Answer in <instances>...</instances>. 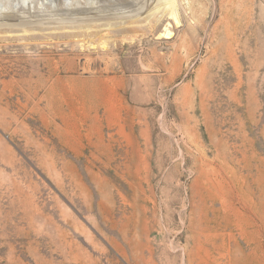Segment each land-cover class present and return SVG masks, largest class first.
I'll return each mask as SVG.
<instances>
[{
    "label": "rangeland",
    "instance_id": "1",
    "mask_svg": "<svg viewBox=\"0 0 264 264\" xmlns=\"http://www.w3.org/2000/svg\"><path fill=\"white\" fill-rule=\"evenodd\" d=\"M192 9L169 39L117 36L122 78L0 85V264H264V0ZM22 53L0 42V80Z\"/></svg>",
    "mask_w": 264,
    "mask_h": 264
},
{
    "label": "bare ground",
    "instance_id": "2",
    "mask_svg": "<svg viewBox=\"0 0 264 264\" xmlns=\"http://www.w3.org/2000/svg\"><path fill=\"white\" fill-rule=\"evenodd\" d=\"M47 2L26 0L17 8L0 3V42L14 43L17 50L26 53L14 61L29 67L2 78L0 85L11 91L21 88L26 100L55 101L73 85L85 88L90 83L122 78L108 74L113 70L111 56H115L117 36L121 45L133 36L169 39L178 26L190 25L194 15L192 0H75L67 5ZM92 54L106 61L102 69L96 67ZM67 72L72 75L67 76Z\"/></svg>",
    "mask_w": 264,
    "mask_h": 264
}]
</instances>
